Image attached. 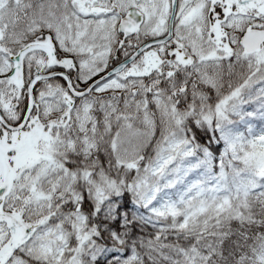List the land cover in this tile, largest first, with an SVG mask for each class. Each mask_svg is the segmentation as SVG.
<instances>
[{
    "label": "rangeland",
    "instance_id": "rangeland-1",
    "mask_svg": "<svg viewBox=\"0 0 264 264\" xmlns=\"http://www.w3.org/2000/svg\"><path fill=\"white\" fill-rule=\"evenodd\" d=\"M77 2L82 5L84 0ZM129 2L125 0V5ZM212 2L189 0L190 5L180 9L173 43L184 49L189 62L185 64L177 57L174 64L183 70L176 77L171 79L166 73L160 80L153 73L146 79L133 78L129 71L139 67L128 66L95 89L82 109L73 111L64 107L62 93L44 88L29 123L28 134L35 135L36 140L28 137L27 145L17 151L24 159L14 168L0 156V212L11 214L18 223L16 231L0 218V264H30L26 257L49 264H60L65 258L64 264L81 262V251L95 234L87 228L81 211V188H89L97 206L124 187L149 203L169 206L171 199L163 182L174 187L181 163L191 157L193 145L184 124L193 112L199 113L201 123L207 126L236 117L248 138L263 137L264 128L256 120L257 109L248 92H264V45L249 54L241 39L247 32L264 31V0H248L236 8L231 5L223 14L216 12ZM71 9L85 13L84 7L69 0H0V91L8 89L4 95L0 92V102L6 114L18 116L12 109L13 92L9 88L15 84L9 80L14 67L10 57L37 41L42 31L54 33L66 55L84 50L88 54L84 55L85 66L94 77L111 63L115 47L122 43V38L114 35V22H81ZM159 11L160 5L155 13ZM154 19V15L149 17L144 29L156 24ZM40 59L39 52L29 54L25 60L28 70ZM179 75L190 83L188 94H183L182 87L173 88ZM100 103L106 124L117 128L108 142L117 179L99 174L96 164L84 165L79 159L81 164H68L72 162L70 154L83 157L87 164L99 148L100 122L95 108ZM127 174L131 176L129 183ZM236 186L232 184L231 192L225 191L229 199L224 197L222 186H217L211 192L200 189L189 202H181L188 220L198 224L205 216L204 224L211 226L220 224L223 214L242 217L234 203ZM13 242L21 245L24 256H10Z\"/></svg>",
    "mask_w": 264,
    "mask_h": 264
},
{
    "label": "trees",
    "instance_id": "trees-1",
    "mask_svg": "<svg viewBox=\"0 0 264 264\" xmlns=\"http://www.w3.org/2000/svg\"><path fill=\"white\" fill-rule=\"evenodd\" d=\"M47 87L53 90L55 85ZM177 87L184 88L183 94H188L190 83L179 75L173 88ZM9 88L14 102L19 104L16 113L21 121L27 96L16 85ZM171 88L168 87V91ZM0 92L4 95L8 89L1 88ZM248 93L257 109L256 120L264 128V92L258 93L254 89ZM0 108L4 111L1 102ZM95 114L100 122L99 148L92 153L87 164L86 159L73 154L69 155L72 162L68 164H96L94 167L99 174L117 179V165L114 166L115 160L109 157L108 145L117 128L115 124L113 127L108 122L106 124L107 117L99 108L95 109ZM212 125L201 123L199 113L188 116L184 128L193 148L191 157L181 163L176 185L171 187L163 182L171 199L169 206L158 201H144L139 193L126 187L97 206L89 188H81V211L86 216L83 217L87 220V228L95 234L93 241L84 245L78 264H132L137 260V264H264V133L258 140L248 138L245 129L232 116H229V122L227 118L223 123L214 122ZM3 131L0 124V156L8 166L17 168L16 162L24 158L17 156L20 149L16 150L11 141L3 139ZM35 149L39 153L37 142ZM125 178L128 183L131 181L128 174ZM232 184L237 185L238 191H233V195H238L234 203L244 214L242 217L223 214L220 224L211 226L204 224L205 216L198 224L188 220L189 215L186 209H182L181 202H189L200 189L211 192L213 187L222 186L223 194L231 192ZM224 195L229 199L230 196ZM0 218L17 231L15 217L2 211ZM14 243L10 256H24L21 245ZM71 248L74 250L75 245ZM26 259L30 264H49L31 257ZM65 259L60 264H64Z\"/></svg>",
    "mask_w": 264,
    "mask_h": 264
},
{
    "label": "flooded vegetation",
    "instance_id": "flooded-vegetation-1",
    "mask_svg": "<svg viewBox=\"0 0 264 264\" xmlns=\"http://www.w3.org/2000/svg\"><path fill=\"white\" fill-rule=\"evenodd\" d=\"M69 1L72 5L84 7L85 13L77 10L73 11L72 9L70 11L74 15V17L78 19V21H88L93 24L104 21H113V29L115 31L114 35L118 34L120 38H122V43L115 47L114 56H112L111 63L106 68V70H101V73L97 74L94 77L93 75H91V73L85 66L86 57L84 55L88 54H86L84 50L73 52L72 56L66 55L65 49H63L59 45V42L56 39L54 33L50 34L44 33V31H42V35H39L38 40L33 43L48 45L49 49L52 48L54 50L55 59L53 61L47 51H34L39 52V54L41 55V59L40 62H35V64L33 63L34 65H32V70H28V63H26L25 60L26 57L32 52L28 53L25 56L23 61L25 87L18 89L22 90L24 94L27 95L26 110L29 104L28 86L36 75H45L53 72L66 73L71 79L74 90L78 93H83L94 82L102 79L111 70L125 62L128 57L132 56L143 45L151 41L162 39L166 37L170 32L173 0H129L130 2L126 5L125 0H84V3H82V5L81 3L77 2V0ZM247 2L248 0H213L212 3H214L216 7L215 10L219 9L221 11L220 13L223 14L224 10L229 9V6L232 5V8H236L238 3ZM158 5H160V11L158 14H156L155 9ZM184 5H190L189 0H177V10L174 19L172 40L166 44L150 48L149 50L145 51L141 56H139L138 59L132 65L130 64L131 66L129 65L130 68H133V66L139 67L138 70L131 69L129 71V75H131L133 78L146 79L150 76V74L154 73V75H159L160 80H163L164 75L167 73L168 76L172 79L174 76L176 77L180 71L183 70L182 67L174 64L177 61V57H179L181 61L185 64L189 62V58L186 57L184 49L177 47L175 43H173V40L176 36V32L179 29V12ZM132 10H138L140 13L143 14L144 23L140 25L138 29L135 30L134 34H132L130 37H126L125 34L120 33V24ZM153 15L155 17L154 20L156 24L152 25V27L150 26V28L148 29H144L146 23L149 21V17L153 18ZM158 18L159 20L157 21L156 19ZM146 55L149 56L146 57ZM148 66H150L151 68L150 72L146 76L142 77L141 73H144L145 68ZM111 79H113V77L97 84L89 95L81 98H78L70 93L65 78L55 77L52 79H41L36 83L35 86L36 106L34 113L38 106V98L40 97L42 91H45L44 88L48 85H55L53 91H58L59 93H62L64 107H67L69 108V110L73 111L75 109H82L86 101L91 100V98L93 97V93L97 91L100 86L107 83ZM9 80L11 81V84L13 82L17 84L16 81L14 79H11L10 77ZM52 80L54 81L53 84H49L48 82ZM91 104L93 103L91 102ZM94 105H98V103H95ZM18 108L19 104H17L14 111L17 112V110H19ZM98 108L100 110L102 109V103H100V106ZM26 110L24 112V115L26 113ZM0 111L8 124L12 126H17L18 124H20V118H16L15 113L6 114V112L2 111L1 108ZM33 117L34 114L31 116L29 123L31 122ZM29 123L24 130L19 132H12L10 130H7L0 123L4 128V131L1 133V136L4 140H8L9 142L11 141L15 146L16 150H23L24 146L27 145L28 137H30L32 142H34V139L36 140L35 135H32V133L28 134ZM7 135L11 137L9 138ZM3 143L5 144V142Z\"/></svg>",
    "mask_w": 264,
    "mask_h": 264
},
{
    "label": "water",
    "instance_id": "water-1",
    "mask_svg": "<svg viewBox=\"0 0 264 264\" xmlns=\"http://www.w3.org/2000/svg\"><path fill=\"white\" fill-rule=\"evenodd\" d=\"M177 10V0H173L172 4V16L170 21V32L169 34L162 38L155 41H151L143 45L140 49H138L129 59H127L125 62L111 70L105 77L102 79L94 82L91 86H89L83 93H78L74 90L72 82L70 77L66 73L62 72H53L45 75H36L32 81L29 83L28 86V92H29V104L26 110V113L24 115L23 121L21 124L17 126H11L6 122L4 119L1 111H0V123L7 129L12 132H17L24 130L34 112L35 106H36V96H35V85L36 83L41 79H52L55 77L65 78L67 81L68 89L71 94L74 96L81 98L84 96L89 95L94 87L113 76L120 74L123 72L132 62H134L139 56H141L145 51L149 50L152 47L163 45L168 43L173 38V26H174V19L176 15ZM144 23V16L142 13H140L138 10H132L128 14V16L122 21L120 24V33L125 34L126 37H130L132 34H134L135 30L139 28L140 25ZM264 43V31L261 32H253V33H246L244 37L242 38V44L246 47V50L248 53H254L258 51ZM35 50H44L47 51L50 57L55 59L54 56V50L51 48L49 49V46L46 44H40V43H33L28 45L26 48L22 49L17 55L11 57L12 63H14V68L12 70V73L10 74L11 78H15L18 82L19 86L25 87L24 83V57L26 54H28L31 51ZM149 55H146L148 57ZM188 60V59H187ZM159 62V59H158ZM151 68L150 66L146 67L144 70V73H141V76H146L150 72ZM17 104H14L13 107L16 108Z\"/></svg>",
    "mask_w": 264,
    "mask_h": 264
}]
</instances>
